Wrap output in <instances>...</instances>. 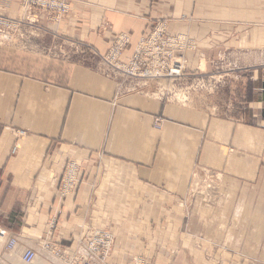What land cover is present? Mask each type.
<instances>
[{
  "label": "crops",
  "instance_id": "obj_1",
  "mask_svg": "<svg viewBox=\"0 0 264 264\" xmlns=\"http://www.w3.org/2000/svg\"><path fill=\"white\" fill-rule=\"evenodd\" d=\"M70 2L71 11L62 23L28 24L19 30L29 40L37 32L47 34L45 50L48 43L59 53L69 48L61 59L47 58L37 47L42 55L33 54L37 44L28 40L29 47L18 45L15 35L9 47H0V234L4 229L11 234L26 229L43 241L48 222L65 218L57 241L53 238L63 246L67 237L76 240L82 210L98 207L107 210V226L116 235L109 264H126L136 256L166 264L170 242L180 248L170 264H216L210 259L215 252L213 258L219 255L221 264H230L229 256L219 249L217 253L216 234L209 231L208 225L218 224L216 212L209 216L188 198L198 171L247 185L259 178L264 68L251 77L243 111L226 117L170 97L130 91L135 82L125 88V79L106 75L88 58L83 62L75 48L82 44L104 55L126 33L131 42L124 54L130 57L156 22L166 21L170 34L194 38L208 57L217 58L231 48L238 59L250 58L253 53L244 52L255 48L264 58V0ZM21 4L0 0V14L19 16ZM241 16L255 17L252 22L261 27L239 23ZM17 45L30 51H19ZM240 51L243 54H237ZM159 116L164 121L156 129ZM100 158L107 167V187L104 196L90 198L89 182ZM71 160L82 163L88 178L78 190L75 209L56 194ZM19 241L18 254L26 246L35 247L27 239ZM46 253H41L46 260L63 264Z\"/></svg>",
  "mask_w": 264,
  "mask_h": 264
},
{
  "label": "rangeland",
  "instance_id": "obj_2",
  "mask_svg": "<svg viewBox=\"0 0 264 264\" xmlns=\"http://www.w3.org/2000/svg\"><path fill=\"white\" fill-rule=\"evenodd\" d=\"M0 15L14 20L23 19V23L18 22V27L14 30L13 35L10 34L9 38H7V35L0 34V47H9L7 44L12 43L8 42L13 40L15 36H18L19 38L16 40H20V43H17L18 45L23 44V46L26 45L29 47L30 45L27 42L29 37L24 32L19 31L23 25L60 24L66 18L65 17L59 22L52 20L49 23L43 19H27L25 14H23L22 4L19 16ZM254 19L255 17L250 18L241 16L239 18V23L244 24L251 29L261 27V24L258 22H252ZM24 20L28 22L25 21L24 23ZM166 23V21H158L154 25L153 29L160 24ZM37 33L38 35L34 34L33 36L35 37H32L29 42L32 41L34 45L37 44L33 46V48H42L43 56L46 55L48 56L47 58L61 59L60 57L62 55V51L64 52L63 55L70 51L69 48L64 46L62 51L59 53V50L53 48L54 46H52L51 43H48L47 50H45L43 48L45 46L43 45L46 41V36L48 35H41L39 32ZM168 35L174 36L175 39L181 37V39L184 40L185 38L188 43L186 47L176 49L174 54L175 60L179 59V61H177L181 62L180 64L183 68L181 76H173L171 78L165 77L159 80L143 78V80L138 81V86H136L137 82L125 78V80L122 81L126 83L124 84V87L126 88L127 84L135 82L133 85L135 88H128L137 91V94H148L156 97H170L172 101L177 103H181L183 105L186 104V106H190L191 108L208 110V112L216 115L229 117L231 115H237V112L241 113L250 92L252 75H254L259 68H264V66L261 65V62L264 61V58L262 57L263 52L255 48L253 50L250 49V51L246 50L244 53H253L250 55V58L240 57L238 59L235 53H233L237 51L231 48H225L223 55L219 54L217 58H211L206 56L203 50H200L199 43L194 38L188 36L187 34H170L169 25ZM130 42L131 37L129 44L123 48L121 53L122 60L129 58L124 54V52L127 50V47H129ZM18 45L16 49L19 48V51L24 52L25 49L26 51H30V49L22 48L23 46L19 47ZM79 45V47L74 46L76 47V51L78 50L81 60L82 57L84 58V60H82L83 62H88V58L91 60L90 62L94 63L95 66L100 68L106 75L108 74L111 77L121 79L117 76V70L113 69V67L107 64L104 60V58L111 52L114 44L111 45L108 52L104 55L98 54L93 49L84 47L82 44ZM136 48L137 46L134 48L133 54ZM31 51L33 54L42 55L40 54L41 51H39V49L35 48ZM239 53L243 54V51H240L237 54ZM64 57L66 58L67 56ZM142 68L145 70L147 67L144 64L142 65ZM163 121V116L156 117L154 120V127L156 129H160L163 125ZM71 161L76 162L79 166V172L76 174L77 180L71 190L63 189V180L65 179L67 173L66 168L69 164L68 161L65 165L66 167L64 169L63 176L58 183L56 194L58 195L57 199L61 201V203H69L72 207L74 206L73 209H75L74 200L80 198L78 190L82 184L83 186L87 184L88 178L86 180L84 178L85 171L82 163L80 161ZM97 162L100 164H98L99 166L95 169L96 175L94 179L89 182L92 189L90 198H93L96 195L100 197L104 196L107 187V167L103 164L101 158ZM188 199L189 201L194 200L197 201L198 204H201L204 207L202 210L203 213L209 216H212L216 212V217L219 219L218 224L208 225V227L209 231L216 234L217 240L213 241V245L215 246L217 253L220 252L218 251L219 249L221 252L223 251L226 256H229L230 264H264V156L259 178L256 182L249 185L233 182L219 174L208 171L196 172L192 181ZM81 215V226H79L80 228L78 231L77 229L75 231L76 240L69 239V237H67L68 240L65 243L66 245L64 244L62 247L74 249L73 243L77 247L80 246V244L85 241L86 236L90 234L93 229H109V226H107V210L98 207L88 208L82 210ZM64 221L65 218L61 221L60 218L57 221H49L47 224L48 238L43 241L38 239L39 234L33 235L26 229L13 234L6 229L4 230H6L10 236L29 240L32 246H35L33 248L37 249L38 252H43L44 254L46 252L41 251V246H44L45 241L48 242L50 240L49 238H52L54 241L53 238L58 237V233L63 230ZM8 239L9 237L4 239L2 245L0 246V259L6 264H9L6 258L7 255L10 254L5 248ZM55 240L57 241V238H55ZM57 243L58 242H56V244ZM175 243V246L173 242L169 243L172 248H169V253L165 258L166 264H170L171 261H173V259L179 254V244L178 242ZM215 254L216 252L211 255L214 256ZM52 255V257L56 260L62 261V259L56 257L55 254ZM212 256H210L212 262L213 260L214 263L221 262L222 259H220L221 257L219 255V258L218 256L217 258H213ZM41 258L48 264H53L52 262L46 260L45 257L41 256ZM216 259L220 261H217ZM18 264H20V262Z\"/></svg>",
  "mask_w": 264,
  "mask_h": 264
},
{
  "label": "built area",
  "instance_id": "obj_3",
  "mask_svg": "<svg viewBox=\"0 0 264 264\" xmlns=\"http://www.w3.org/2000/svg\"><path fill=\"white\" fill-rule=\"evenodd\" d=\"M23 4H25L28 12L25 14L27 19L42 20L48 16L50 21L59 22L67 17L71 11L70 0H22ZM18 22L23 23V19L14 20L0 15V34L7 35L9 38L10 34L13 35L14 30L18 27ZM129 41L127 34L119 36L109 55L104 58L107 64L117 70V76L137 82L136 86H138V81L143 80V78L159 80L165 77L181 76L183 68L181 62L175 61L174 54L176 49L186 47L188 43L185 38L182 40L181 37L175 39L174 36H169L167 23L156 26L149 35L140 40L133 56L122 60L121 53ZM144 64L147 67L145 70L142 68ZM66 169L63 189L71 190L77 180L76 174L79 172V166L76 162L69 161ZM2 236L9 237L8 250L13 249L18 242V238L10 236L6 230L2 232ZM86 238L76 251H70L71 248L62 247L58 243L56 244L52 238H49L50 240L45 241L44 246H41V251L52 252L65 264H109L115 241L112 230L97 229L88 234ZM38 253L37 249L28 247L23 255V261L26 264H32ZM111 264L116 263L111 262ZM126 264H150V260L140 256L131 259Z\"/></svg>",
  "mask_w": 264,
  "mask_h": 264
},
{
  "label": "bare ground",
  "instance_id": "obj_4",
  "mask_svg": "<svg viewBox=\"0 0 264 264\" xmlns=\"http://www.w3.org/2000/svg\"><path fill=\"white\" fill-rule=\"evenodd\" d=\"M22 10H23V14H26V13H28L27 12V9H26V6H25V4H23L22 5ZM45 21H47V22H50V19L48 18V16H46V18H43ZM123 34H126V33H123ZM120 36H122V34L120 35ZM128 37H129V39H130V35H127ZM16 40V39H15ZM117 40V39H116ZM115 40V41H116ZM123 40V39H122ZM115 43V42H114ZM113 43V44H114ZM139 43H140V41L138 42V44H137V46L139 45ZM131 57V56H130ZM129 57V58H130ZM179 61V59H176L175 61L176 62H178ZM160 79H162V78H160ZM124 87H120V90L121 89H123ZM130 91H133V92H136V91H134L133 89H129ZM99 229H101V228H99ZM110 229V228H109ZM94 230H97V229H93L92 231H94ZM112 233H113V235H114V238H115V241H114V245H113V250H112V253H113V251H114V248H115V245H116V235H115V233L112 231ZM9 240V239H8ZM86 240H87V238H86ZM79 242V241H78ZM2 243H3V237H2V235L0 234V246L2 245ZM8 243H9V241H7V243H6V246H5V248H6V250L8 251V253H10V254H8L7 255V258H6V260H7V262L9 263V264H18L19 262H20V264L22 263V264H26L24 261H23V255H24V253H25V250L28 248V247H30V246H26V247H24V251L21 253V258H20V254H18L16 251H17V247H18V245H19V243H20V241H19V238H18V242H17V244L15 245V247L13 248V249H7L8 248ZM77 245V244H76ZM53 246H54V244H53ZM31 248H33V247H31ZM78 248L77 246H74V249H71L70 251H76V249ZM51 254H52V252H50ZM83 254V253H82ZM38 256H40L41 257V253L39 252L38 254H37V256L35 257V259H34V261H33V263L32 264H43L44 263V260L43 259H41L40 257H38ZM53 256V255H52ZM111 256H112V254H111ZM137 257H140V256H136V257H134V258H137ZM133 258V259H134ZM149 260V259H148ZM60 261V260H59ZM63 262V261H62ZM0 264H6L5 262H3L1 259H0ZM45 264V263H44ZM63 264H65V262H63Z\"/></svg>",
  "mask_w": 264,
  "mask_h": 264
}]
</instances>
